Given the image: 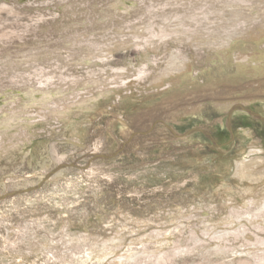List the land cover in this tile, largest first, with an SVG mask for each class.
Returning <instances> with one entry per match:
<instances>
[{
    "label": "rangeland",
    "instance_id": "1",
    "mask_svg": "<svg viewBox=\"0 0 264 264\" xmlns=\"http://www.w3.org/2000/svg\"><path fill=\"white\" fill-rule=\"evenodd\" d=\"M2 4L0 196L38 188L0 200V264H104L102 245L120 248L119 264H264V0ZM126 28L171 35L142 50L109 39ZM60 49L66 72L45 65L41 85L20 76L34 54L50 63ZM74 53L105 54L107 74L139 70L145 82L78 103L74 90L92 86L65 76L95 72V59ZM226 233L240 241L208 245Z\"/></svg>",
    "mask_w": 264,
    "mask_h": 264
},
{
    "label": "bare ground",
    "instance_id": "2",
    "mask_svg": "<svg viewBox=\"0 0 264 264\" xmlns=\"http://www.w3.org/2000/svg\"><path fill=\"white\" fill-rule=\"evenodd\" d=\"M61 3V2H60ZM244 3V2H243ZM5 8H6V6H4L3 4L2 5H0V10L2 11V9H4L5 10ZM80 8H82L81 6H80ZM160 8V7H159ZM158 8V9H159ZM156 10V9H155ZM6 11V10H5ZM4 12V11H3ZM5 13V12H4ZM10 13V12H9ZM74 9L73 8H71V7H67L66 8V10L64 11V16H65V18H64V22H62L59 26H58V29H61V28H63L64 26H66L69 22H70V20L71 19H69L70 17H72L74 14ZM9 15V14H8ZM11 15H16V14H11ZM18 15V14H17ZM10 16V15H9ZM168 16V15H167ZM167 16H165V17H163V18H167ZM73 18V17H72ZM82 18V17H81ZM142 18V17H141ZM140 18V19H141ZM153 20H155V19H153ZM139 21V20H138ZM110 23H111V27H113V26H115V27H117L116 29L117 30H119V28H120V26H119V22L118 21H115L114 23L110 20L109 21ZM140 22V21H139ZM152 22V21H151ZM124 24V23H123ZM16 25V24H15ZM17 25H20V24H17ZM130 24L128 23V26H129ZM124 26V25H123ZM127 26V25H126ZM156 26V25H155ZM154 25H153V27H155ZM106 27V25H104L103 27H101L100 25H99V22H96L95 24H94V28H95V31L97 32L96 33V35H98V36H96V38H99L100 39V41L101 40H103L104 38L103 37H99L100 36V33L103 31V29ZM119 27V28H118ZM127 28L125 29V32L123 33V34H119L118 32H115V33H113V35H111V36H109V39L111 40L112 39V42H115L116 40H125L126 41V43H128V42H130V41H132L134 44H135V46H136V49H138V50H142V49H144L145 47H151L152 49H154V48H156L158 45H160V44H163V40H162V37H164V36H168V35H171V34H168V33H165V32H161V31H159L158 32V34H154V32H152L153 31V29H151L152 31H151V33H149V36L148 37H140L139 35H133V34H130V33H127ZM132 30H134V29H132ZM13 31H14V29H13ZM13 31L10 33L9 32V34L10 35H13L14 33H13ZM139 32H143L142 30H139ZM149 32V31H148ZM148 32H145V33H148ZM16 33V32H15ZM9 34H7V36L9 35ZM5 35V34H4ZM15 35V34H14ZM176 38H179L180 40L181 39H183L182 37H180V35L179 34H175L174 35ZM5 37V36H4ZM90 38H93V37H90ZM188 41V40H187ZM87 42V41H86ZM87 44V43H86ZM81 46V45H80ZM88 46V45H87ZM89 46H91L90 45V43H89ZM88 46V47H89ZM92 48H94V50L95 49H97V47H99L98 45H97V47L94 45H92L91 46ZM96 47V48H95ZM103 46H101L100 48H102ZM147 49V48H146ZM68 50L67 49H60L59 50V52L58 53H56V54H53V55H51V58H55L56 56L58 57V61H52V62H50V63H46V60L45 59H43L42 58V55H40L39 53L38 54H34L33 55V59L34 60H32V62H30L28 65H26V66H24L23 68H27V67H29V66H31V67H33L34 68V70L32 71V72H23L22 74H20V76L21 77H23V78H28V80H30V79H32V78H35V77H37L38 75H40V77H39V79L38 80H36L35 79V81L36 82H38V85H41L43 82H44V80L43 81H41L40 80V78L42 77L41 75H42V71H43V67H45V65H47L48 67L53 63V64H56L58 67H60V66H63L64 67V69L62 70L63 72H66L67 70H68V67L69 68H71L70 67V62H69V58H67L66 57V55L67 54H70L69 52H67ZM33 54V53H32ZM80 53H74L73 54V56H77V55H79ZM80 55H82V59H78L77 61H83V60H89V59H95V62H94V70H95V72H91V73H89V75H88V73H86V71L83 73V74H85L86 76L84 77V78H81V79H76L75 77H70V76H65V78L67 77V82H68V85L69 86H74V89H77V88H80V89H82V88H84L85 86H87V85H90V86H92V88H90L89 90H87V91H81V92H76V91H78V90H74V93L75 94H78V96H77V100H78V103H82L83 102V100H82V98H83V96L82 95H88V96H90V97H92L93 99H95L96 98V94H98L99 92H101V91H103V90H107V91H109V90H113L114 92L115 91H119V89L120 88H126L128 85L130 86H132V83H136V85H140V84H142V83H144L145 82V79H146V77H145V75L143 76V72H141V71H137V70H134V72L135 73H126L125 71H122V70H113V69H109V73L107 74V68H105L104 67V65L107 63L106 61L108 60V58L106 57V55L105 54H102V55H99V54H96V53H93V55H90V54H86V53H81ZM65 59V60H62V59ZM41 60H42V64H41ZM62 60V62H60ZM61 63V64H60ZM154 64H155V62H154ZM96 65L98 66V65H101V68H98V67H96ZM78 69L81 71V72H83L84 70H85V67H83V66H80V65H78ZM83 70V71H82ZM92 71V70H91ZM69 73V72H68ZM52 74V75H51ZM50 75H48L46 78H45V82H50V80L52 79V77H53V73H51ZM96 76H100V78L99 79H96V80H92L91 79V77H96ZM105 77H109V79L108 80H106V78ZM186 77V76H185ZM80 78V77H79ZM187 79V78H186ZM98 80H100L101 82V85L100 86H98L97 87V89H96V87H93L95 84H96V81H98ZM42 82V83H41ZM44 82V83H45ZM106 83H110V85L108 86V87H105V86H103V84H106ZM111 84H113V86H111ZM65 91H68L67 89L66 90H64L63 92H65ZM92 92V93H91ZM82 100V101H81ZM80 109H83V110H89L90 108H92L93 109V107H88V106H81V107H79ZM235 108V107H234ZM238 108V107H237ZM88 159H90V158H88ZM242 174V173H241ZM243 175H244V173H243ZM241 176V175H240ZM240 176H239V178H240ZM246 177V176H245ZM240 179H243V177L242 178H240ZM263 197V196H262ZM262 197H260V200H261V198ZM259 198V197H258ZM264 199V198H263ZM245 200V199H244ZM244 200H242V201H244ZM257 200V199H256ZM259 200V199H258ZM259 200V201H260ZM262 201V200H261ZM222 206H226V204H225V202H221L220 203ZM264 206V200L262 201V203L259 205V208L260 207H263ZM258 209V208H257ZM199 213H201V212H199ZM264 214V213H263ZM237 215V214H236ZM228 216H230V215H228ZM239 216V215H238ZM233 217V216H232ZM258 218L257 217H251V219L250 220H248V222L249 223H252V222H254L255 220H257ZM224 221H227V218H221L220 220H218V224L217 225H219V228H221V229H226L227 228V226H223V227H221L220 226V224H221V222H224ZM237 223H239L237 220H235V219H232V224H237ZM229 226H232V225H229ZM214 227H212L211 229H213ZM243 228V227H242ZM220 229V230H221ZM257 231L259 230V229H256ZM247 232V231H246ZM245 232V230L243 229L242 230V233H245L244 235H247V233ZM218 234H221V232H218ZM253 236V235H252ZM240 238H241V236H240ZM209 239V242H208V245H217V250H220L223 246H225L227 243L229 244V242H231V243H234V242H239L240 240H239V236H237V235H234V234H228V233H226V234H223V235H219L217 238H213V239H210V238H208ZM70 240H72V239H70ZM79 240L81 241V243H83L84 242V240H81L80 238H79ZM77 242V241H76ZM255 242V241H254ZM244 243L246 244L247 242H245L244 241ZM241 245V244H240ZM246 245H248V243L246 244ZM245 245V246H246ZM249 246V245H248ZM100 249H104V252L105 253H107V256H103L102 257V259H103V261H104V264H119L121 261H122V259L121 258H119V257H117V258H114V259H110V257L112 256V254H113V252L114 251H119L120 250V248H112V249H106L105 248V246L104 245H102V246H98ZM224 248V247H223ZM222 250V249H221ZM262 256V255H261ZM257 260H258V258H257ZM261 260H264V257H263V259H261ZM238 263H241V261H238ZM258 263V262H257ZM244 264H245V262H244ZM262 264H263V262H262Z\"/></svg>",
    "mask_w": 264,
    "mask_h": 264
},
{
    "label": "water",
    "instance_id": "3",
    "mask_svg": "<svg viewBox=\"0 0 264 264\" xmlns=\"http://www.w3.org/2000/svg\"><path fill=\"white\" fill-rule=\"evenodd\" d=\"M195 131H196V132L203 133L205 136L208 137V134H207L206 132H203V131H201V130H195ZM208 138L211 140V142H213V140H212L210 137H208ZM100 157H102V158H108V156H104V155H102V156H100ZM35 188H38V186L33 187V188L29 189V190H24V191H20V192H14V193H11V194H5V195H2V196H0V200L10 198V197H12V196H14V195H18V194H22V193H25V192L32 191V190H34Z\"/></svg>",
    "mask_w": 264,
    "mask_h": 264
}]
</instances>
